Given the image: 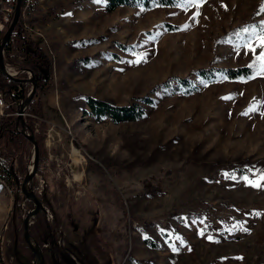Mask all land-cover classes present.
<instances>
[{
	"label": "rangeland",
	"instance_id": "obj_1",
	"mask_svg": "<svg viewBox=\"0 0 264 264\" xmlns=\"http://www.w3.org/2000/svg\"><path fill=\"white\" fill-rule=\"evenodd\" d=\"M182 3L130 0L108 10L105 0L31 1L18 29L45 49L52 74L36 94L41 114L26 108L32 83L25 97L16 91L10 115L30 141L17 151L21 158L0 155L1 166H16L12 174L0 168V264L15 232L26 246L22 222L34 201L22 185L34 143L25 133L43 135V159L27 185L44 205L33 233L39 223L84 216L92 242L113 264H264V188L241 179L264 170V76L190 74L196 89H153L197 67L251 64L264 51L257 46L264 0H205L195 19L197 8ZM253 25L255 53L251 31H241ZM0 55L5 63L4 48ZM89 95L154 102L137 120H96ZM252 105L256 111L243 115Z\"/></svg>",
	"mask_w": 264,
	"mask_h": 264
},
{
	"label": "trees",
	"instance_id": "obj_2",
	"mask_svg": "<svg viewBox=\"0 0 264 264\" xmlns=\"http://www.w3.org/2000/svg\"><path fill=\"white\" fill-rule=\"evenodd\" d=\"M130 0H105V5L108 10H113L116 7L128 3ZM145 5H150V0H138ZM157 4L161 6H174L179 3L180 0H155ZM23 2L21 6H23ZM261 25L259 24V27ZM244 26L232 28L230 34H235L237 30L242 29ZM6 31L0 32V38L5 35ZM229 33V32H227ZM237 34V33H236ZM14 40L15 45L11 46V41ZM5 51V63L10 65L17 63L18 68H30L35 78V89L27 101L26 108L28 110H34L37 114H41L40 102L36 99V94L39 90L45 88L52 74V61L48 53L37 44L31 37L27 35H21L19 32H13L9 39L4 44ZM22 67H19V66ZM250 64L240 65L236 67L231 66H216L208 65L192 69L188 75H171L165 80L157 83L154 86V90H167L170 88H182L186 91L196 89V85L192 80L190 74H194L199 78L213 79L218 74H224L230 79H236L239 77H247L254 73V68L249 67ZM28 73L24 70L11 77L3 73L0 69V90L3 92V99L6 103L5 112L0 117V155L10 153L16 154V157L21 158L22 153H17L19 150H23V146L26 142L30 141L24 133L16 128L15 117L10 114L12 111L18 109V95L17 90L23 93L25 97L26 93L31 86V82H24L17 77L27 76ZM16 92V93H15ZM12 101V102H11ZM154 102L153 97L144 95L141 98L130 103H118L110 98H98L94 96H87V105L89 106V113L96 120H101L104 117H110L112 120L118 122L123 120H137L144 117L146 113V105ZM17 104V106H16ZM30 125V122L27 121ZM36 141L39 147V162L38 166L43 159V135L36 134ZM7 170L11 174L15 172L16 166L3 164L0 168ZM38 169V168H37ZM0 181V185H1ZM17 185H19L17 183ZM18 187V186H17ZM21 189L18 187L17 194H20Z\"/></svg>",
	"mask_w": 264,
	"mask_h": 264
},
{
	"label": "water",
	"instance_id": "obj_3",
	"mask_svg": "<svg viewBox=\"0 0 264 264\" xmlns=\"http://www.w3.org/2000/svg\"><path fill=\"white\" fill-rule=\"evenodd\" d=\"M21 3L22 0H17L14 15L0 43V50L4 48L5 42L9 39L17 24ZM0 69L11 77L16 76V74L8 70L2 55H0ZM17 78L24 82L32 81L31 93L25 101L26 104L35 89V78L34 76ZM22 118V115L19 114L21 121H23ZM25 134L34 143V159L24 179L22 193L27 198L32 199L34 204L23 217L22 222V237L26 246L22 247L20 245L19 238L15 232L10 249L8 251L6 249L3 250L5 264H113L111 258L103 255L92 242L93 226L84 225L87 223L82 221L84 216L81 219L79 218L78 221L69 216L64 220L65 224L63 225L39 223L42 227L38 224L39 229L35 233L31 231L33 218L37 216L38 211L44 208V205L39 197L27 187L37 172L39 147L34 134Z\"/></svg>",
	"mask_w": 264,
	"mask_h": 264
},
{
	"label": "snow or ice",
	"instance_id": "obj_4",
	"mask_svg": "<svg viewBox=\"0 0 264 264\" xmlns=\"http://www.w3.org/2000/svg\"><path fill=\"white\" fill-rule=\"evenodd\" d=\"M205 2V0H183L182 6L187 9L188 7H196L197 11L193 14V19L195 17L199 16V7ZM260 11L264 12V4L261 5ZM260 29H259V43L257 44L258 47L264 48V21L260 22ZM185 28L188 27V25L184 26ZM242 32H250L251 35L247 37L248 41V46L250 50L255 53V47H252L251 41L256 39L257 37V31L256 27L249 26L246 28H243L241 30ZM144 59L143 56H141L139 59L132 61V63H140ZM250 68L256 69V71L248 77V79L255 78V76L260 75L264 76V51H261L259 55L256 56V58L253 60V62L249 65ZM243 80V78H242ZM246 82V81H244ZM232 95L222 97V99L230 100L232 99ZM256 111V106L252 105L250 106L244 113L243 115H247L249 112H254ZM254 176H256L255 179H250L248 176H243L241 179H243L246 183H248L250 186L257 187V188H264V170H258L257 173H254ZM232 179H236L235 176L231 177ZM244 231H247V229H243ZM203 234V233H201ZM211 239V237H209ZM176 250V249H174Z\"/></svg>",
	"mask_w": 264,
	"mask_h": 264
},
{
	"label": "built area",
	"instance_id": "obj_5",
	"mask_svg": "<svg viewBox=\"0 0 264 264\" xmlns=\"http://www.w3.org/2000/svg\"><path fill=\"white\" fill-rule=\"evenodd\" d=\"M31 1L32 0H22V2L24 4H23V6H21L20 15H19V18H18L19 20L17 21L18 23L16 24L13 32H19L21 35H25L23 31L18 29V27L19 26L22 27V24L27 25V22H26V19H27L26 10L29 7V4L31 3ZM16 3H17V0H0V32L7 30L8 26H9L11 20H12V17L14 15ZM2 38H0V39L2 40ZM6 65H8V64H6ZM24 70L28 73L29 77L33 76L32 71H31L30 68H21L20 71H24ZM15 73H17V71H15ZM31 83H32V81H31ZM27 99H28V96L26 97V100ZM4 107H5V104H4V100H3V97H2V91L0 90V113L1 114L3 113ZM25 111H26L25 108H22L18 112V114H21V115L25 116L27 114Z\"/></svg>",
	"mask_w": 264,
	"mask_h": 264
},
{
	"label": "bare ground",
	"instance_id": "obj_6",
	"mask_svg": "<svg viewBox=\"0 0 264 264\" xmlns=\"http://www.w3.org/2000/svg\"><path fill=\"white\" fill-rule=\"evenodd\" d=\"M72 150H73V153H74V154H76V155H80V154H79V150H78L76 147H73ZM75 158H76V157H75ZM76 160H78V158H77Z\"/></svg>",
	"mask_w": 264,
	"mask_h": 264
},
{
	"label": "flooded vegetation",
	"instance_id": "obj_7",
	"mask_svg": "<svg viewBox=\"0 0 264 264\" xmlns=\"http://www.w3.org/2000/svg\"><path fill=\"white\" fill-rule=\"evenodd\" d=\"M38 213H39V211H38ZM38 213H37V214H38Z\"/></svg>",
	"mask_w": 264,
	"mask_h": 264
}]
</instances>
